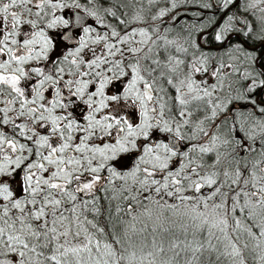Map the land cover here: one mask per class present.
Segmentation results:
<instances>
[{"label":"snow or ice","instance_id":"6c2138e0","mask_svg":"<svg viewBox=\"0 0 264 264\" xmlns=\"http://www.w3.org/2000/svg\"><path fill=\"white\" fill-rule=\"evenodd\" d=\"M105 3L0 0V264H264V0Z\"/></svg>","mask_w":264,"mask_h":264},{"label":"trees","instance_id":"16d2710c","mask_svg":"<svg viewBox=\"0 0 264 264\" xmlns=\"http://www.w3.org/2000/svg\"><path fill=\"white\" fill-rule=\"evenodd\" d=\"M171 3L172 0H156L154 4L146 3L145 6V2H143L142 0H107V3L104 4V7H111L112 10L117 13L118 16H122L123 18L128 20H131L133 12L141 14L146 23L143 24L133 23L130 25V27H140V26L147 27L148 24H155L160 27L161 31L173 27L169 20V16H165L162 19L157 20L155 22L151 20V17L153 15L158 14L159 11L162 9L168 10L169 15L178 14L182 17H188V18H194L193 13L197 11H204L205 15H211L210 11L204 10L201 7H199L198 0L196 3H194L193 0H187V2H185V0H178L179 6L175 9L174 12L171 9ZM117 4H120L121 7L119 8L115 7V5ZM139 4H142L143 6L141 7L139 6ZM242 5H243V0H240L241 9H242ZM232 10L236 11V8L233 7ZM212 11H215V9H213ZM256 15L260 16L263 14L256 11ZM249 18L253 19V17H249ZM112 22L115 23L114 20ZM178 32H179V27L176 26L173 31L167 32L166 35L168 36L169 39H174L176 38ZM233 40H235V37L233 38ZM211 47L218 48L220 46L212 45ZM248 264H255V262L251 258H249Z\"/></svg>","mask_w":264,"mask_h":264},{"label":"rangeland","instance_id":"374dc122","mask_svg":"<svg viewBox=\"0 0 264 264\" xmlns=\"http://www.w3.org/2000/svg\"><path fill=\"white\" fill-rule=\"evenodd\" d=\"M143 2H145V6H146V3L147 4H149V2H148V0H142ZM139 6H143L142 4H139ZM262 7H264V6H262ZM259 12V11H258ZM136 15H139V16H142L141 14H138V13H136V12H133V15H132V17L133 16H136ZM264 15V14H263ZM140 27H144V26H140ZM137 39H139V37H137Z\"/></svg>","mask_w":264,"mask_h":264},{"label":"flooded vegetation","instance_id":"af4514ba","mask_svg":"<svg viewBox=\"0 0 264 264\" xmlns=\"http://www.w3.org/2000/svg\"><path fill=\"white\" fill-rule=\"evenodd\" d=\"M81 4L83 5L85 3V0H80Z\"/></svg>","mask_w":264,"mask_h":264}]
</instances>
